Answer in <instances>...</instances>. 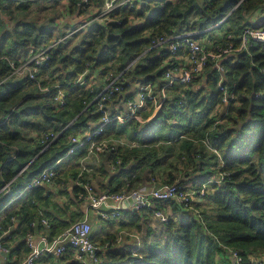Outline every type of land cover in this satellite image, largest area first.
<instances>
[{"label":"trees","instance_id":"1","mask_svg":"<svg viewBox=\"0 0 264 264\" xmlns=\"http://www.w3.org/2000/svg\"><path fill=\"white\" fill-rule=\"evenodd\" d=\"M139 3L110 13L111 20L98 26L101 43L83 40L68 48L61 40L52 49L51 59L38 76L44 84L59 82L65 87L67 103L59 107L52 104L56 87L52 86L51 92L44 94L27 77L7 78L11 72L10 61H20L17 56L23 50L58 38L53 37L49 28H37L33 22L25 23L14 36H3L0 43V209L6 205L12 209L14 204L8 203L23 192L16 200L21 205L19 211L28 214L27 197L38 186L28 188L27 184L43 169L53 167L58 171L60 162L57 161L68 153L71 136L100 124L103 111L95 97L103 86L87 89L73 83L87 64L103 74L112 71L111 78L120 74L117 80L123 84V91L138 82L162 84L164 73L171 69L170 65L163 64V59L170 53L159 50L152 43L153 38L198 31L194 36L199 39L220 25L230 24L218 41L225 44L231 39L237 46L243 27L253 26L249 16L264 6V0H140ZM22 4L26 7L30 3L23 1ZM70 8L85 12L76 0H71ZM114 63L119 65L113 68ZM223 63L228 90L235 97L229 102L224 121L215 127L212 110L221 101L222 93L212 63L204 69L205 83L195 87L192 83L201 78L197 75L188 85L169 86L162 107L154 115L149 117L151 111L142 112L144 118H149L144 126H139L140 121L135 118L123 124L113 119L104 125L98 138L112 133L122 135L131 127L128 140L148 145L176 139L200 123L203 142L214 154V163L217 154L207 142L220 151L224 168L232 171L224 182L214 181L215 190L205 191L203 195L213 209L209 219L203 215L206 226L189 213L188 219L179 221L168 214V220L162 221L161 237L150 240L137 253L124 248L100 251L99 255H104L109 264H218L226 258L233 264L220 243L238 248L245 264H252L251 257L255 260L263 257L254 255L256 249L264 251V43L253 42L249 52H231ZM45 75L48 81L44 80ZM54 79L57 81L52 82ZM32 85L34 91L30 90ZM131 96V93L127 95ZM122 97L121 93H115L104 108L108 109L111 101ZM197 116L204 121L198 122ZM91 122L98 123L93 126ZM47 132L57 135L49 144L40 140ZM188 150L190 157L186 163L190 164L198 153L194 142L189 143ZM168 205L158 203L156 207ZM13 212L6 214L4 222ZM132 212L136 216V211ZM63 226L58 232L51 223L50 233L58 235L69 227L68 223ZM71 264L81 263L71 261Z\"/></svg>","mask_w":264,"mask_h":264},{"label":"built area","instance_id":"2","mask_svg":"<svg viewBox=\"0 0 264 264\" xmlns=\"http://www.w3.org/2000/svg\"><path fill=\"white\" fill-rule=\"evenodd\" d=\"M22 1V0H14ZM140 0H101L98 8V13L104 18H108L110 13L117 8L130 6H138ZM92 0H76L77 6L87 9ZM264 12V6L262 7ZM1 19V15H0ZM76 30V29H75ZM73 30L72 32H74ZM198 31L184 32L168 37L160 36L152 39V43L160 45L167 43L168 53L171 56L177 55L180 51H186L188 54V64L183 67L181 72L177 75L172 69L164 73V82L162 84L157 82L136 83V89L133 91L131 97L125 99L124 104L115 112H109L104 108L105 102L109 100L115 93L124 94L123 84L117 80V75L111 78L112 71L107 70V83L98 92L95 98L99 99V109L103 111L101 122L97 127L91 129H84L72 135L71 146L68 148V153H73L82 146H87L90 153L104 152L108 150H115L116 144L114 142L125 143L123 140H115L110 142L107 137L98 138L103 133L104 125L117 119L119 123H126L135 118L140 120L139 113L141 111H151V117L154 115L163 104L166 98V90L169 86L188 85L193 79L200 75L205 67L213 64V69L218 73L217 86L221 91V101L214 106L212 116L214 118V127L224 121V116L227 114L229 102L234 99V92L228 90L226 82V69L223 63L224 58L231 52L241 53L249 52L253 42L264 43V23L259 26H244L240 35L238 45H234V41L230 39L228 43H221L219 41H212L207 45L194 36ZM63 39H55L54 41L41 42L29 48L28 56L20 61L11 60V72L7 78H24L27 77L37 83L42 93L47 94L51 92V88L56 87V93L52 98L54 107H59L67 103L65 87L59 82L54 85L44 84L42 78L38 76L40 69L46 65L51 59V51ZM99 72L95 68H91L87 64L86 68L73 80L74 84H79L84 88L91 89L92 84L89 80V74L92 72ZM149 119V118H148ZM57 135L54 132L45 133L40 139L43 143L52 142ZM207 141V140H206ZM130 145H135V142H130ZM208 147L217 154V162L215 164L216 178L215 182L222 183L229 177L232 171L224 168V160L218 149L207 142ZM58 171L51 167L43 169L27 184L28 188L41 186L46 183H52L56 180ZM81 176V174H79ZM84 189L85 199L91 208H99L105 205V210L101 212L103 218H108L113 214H117L121 208L129 207L131 211L151 210L153 214L161 221L168 220V213L164 208H157L158 203L178 205L181 209L191 212L201 223L206 226L204 216L199 209L197 203L198 199L205 194L204 187L188 188L178 182L163 181L158 183L156 175L151 176L146 182L137 187H129L122 191H113L108 188L102 192H97L93 184L89 180L78 181ZM66 187V184H65ZM39 221L50 227V220L47 217H42ZM35 221H31L30 228L26 234L27 245L30 252L18 264H36L38 258L46 254H52L57 257L70 255L72 261L81 264H100L101 256L99 255V248L95 244L92 237V225L87 217L80 218L74 221L62 233L50 237L48 234H43L42 239L45 241L44 245L38 247L34 242V234L32 227ZM224 251L232 257L233 264H245L241 251L233 246L220 243ZM11 249L3 239L0 233V259L2 256L8 255ZM252 264H258L260 260L264 261V257L260 260H255L251 257Z\"/></svg>","mask_w":264,"mask_h":264},{"label":"crops","instance_id":"3","mask_svg":"<svg viewBox=\"0 0 264 264\" xmlns=\"http://www.w3.org/2000/svg\"><path fill=\"white\" fill-rule=\"evenodd\" d=\"M18 2L20 1L0 0V28L2 27L0 30V43L5 35V31L9 30L8 25H5L8 17H10L7 5ZM26 2L30 4L34 3L30 0H26ZM70 2L71 0H61V3L66 7V13L63 15V24L61 28L64 27L65 23L67 24L66 27H69L73 22L76 23L77 21L85 20L89 17L87 10H90L91 13L97 10L101 4V0H92L88 9L84 13H80L78 10H71ZM249 18L253 26L262 25L264 23L263 9L253 12ZM90 20L91 19L88 21ZM30 22H32L31 19H26L23 26L25 23ZM226 27L227 25H220L206 32L199 40L210 45L212 41H218L222 38L227 31ZM15 30L17 31L18 29ZM19 30H22L21 26ZM12 35L14 36L16 34L13 33ZM167 45V43L158 45L159 50H167L168 52ZM28 53L29 49L23 50L17 57H19V60H22L28 56ZM163 64L170 65L174 73L178 75L183 67L188 64V54L186 51H180L175 56L169 54V56L163 59ZM99 73L100 72L94 71L88 76L92 88L104 87L107 83L109 72L105 71V76L103 78L102 76L104 74ZM200 76L203 83H205L207 73L203 70ZM135 89L136 83L122 94L123 97L121 99L119 98L111 101L110 105H108V110L109 106L111 110H118L124 104V96L126 95L127 97L129 93L133 94ZM111 110H109V112H114ZM142 112L147 111H141L139 113L140 120H137L140 122L147 121L148 118H144ZM97 123L98 122H91V125L94 126ZM106 136L110 139V142L120 139L125 141V143L114 142L116 144V149L113 151L108 150L90 153L88 147L85 145L76 150L72 155L66 154L57 161V163L60 162V169H58L56 180L52 183L38 186L35 189V193L27 197V205L30 207L28 214L25 215V211H19L21 205L18 203V200H16L23 192L19 193L11 203H8V205L14 204L12 209H7V205L0 209V223H2V225H0V233L3 235L5 243L9 245L11 249L8 255L1 257L0 264H18L30 252V248L26 241V234L31 219L35 221L32 232L34 234L33 240L36 246L41 247L44 245L45 241L42 239L43 234L46 233L50 237H52V235H57L51 234V228L43 225L39 221L42 217L49 218L50 225L52 223L55 230L58 231L60 227H64V223H68V226H70L74 221L86 216L92 225V237L94 242L97 245L96 240H98L99 243L97 246L102 253L119 248L132 250L133 253H137L138 249L146 244L143 242V237H145V240L152 239V234L150 232H152V230L157 231V229H151V227L148 228V226L153 225L155 228L158 227L152 222V216L155 217V215L152 214L151 211H136V216H133V212L130 208L124 207L121 208L117 214H113L108 218H103L101 212L105 210V205L96 209L91 208L88 205V201L85 199L84 189L78 181L89 180L97 192H102L108 188L113 191H122L129 187H137L146 182L153 175L157 176L158 183L163 181L178 182L190 189L204 187L206 193L216 188H214L213 185L209 187L207 184L213 179L207 174L208 168L213 170L215 161L212 163L214 154L208 150L204 144L203 137L194 139L196 142H201L194 144V149L198 153H196L194 160L190 164H185V161L182 159L179 162L173 160V152H170L166 158H163V155L157 156L160 154L159 149L163 152V149L160 147L162 143L164 147L169 146L170 150L173 151L172 149H174V147L172 140L159 141L147 145L140 144L135 140H126L124 138L128 137L124 135H115L112 133ZM130 142H135V145H130ZM202 144L204 147L203 150L200 151L203 146ZM157 151L158 153H156ZM79 174H81V176H79ZM200 199L202 198L198 200ZM31 210H35L37 213ZM12 211H14L13 214L9 217L7 222H4L6 214ZM148 217L150 218L148 219ZM25 219H28V221L26 222ZM147 220L151 221V223H149L150 225L146 224ZM159 220L158 218V221ZM96 225H98V227ZM50 256L54 255L46 254L41 256L37 259L36 264H51ZM54 257L57 262L60 260L59 258H61L57 256ZM229 257L232 259L230 255ZM62 258L63 260L60 261V264H71L72 260L68 253L62 256ZM225 260V264H227V261H230L229 258Z\"/></svg>","mask_w":264,"mask_h":264},{"label":"rangeland","instance_id":"4","mask_svg":"<svg viewBox=\"0 0 264 264\" xmlns=\"http://www.w3.org/2000/svg\"><path fill=\"white\" fill-rule=\"evenodd\" d=\"M26 1V0H23ZM23 1H20L18 3H12L11 5H7V9L8 14H10V17H8L7 22L5 23V25H8L9 27V32L5 31V34L10 35V34H17L19 30V27L21 26L22 28L23 23L25 22L26 19H31L33 23H36L37 28H41L44 27V29L48 30V28L50 29V31H52L53 33V37L54 38H61L63 39V43L68 47H72L75 45H78L79 43H81V41L83 40H92L94 41L96 44H99L102 42V40L99 39L98 34L100 33V30L98 28L99 25H103L105 23V21L107 20H111V16H109L108 18H104L103 16L99 15V11L94 10L90 13V10L85 9V11L87 10V13L89 14V17L86 18L85 20L83 19L82 21H77L76 23L73 22L69 27H66L67 24H64V27L61 28V25L63 24V15L66 13V7L61 3V0H30L31 2H34L33 4H29L28 7H24V5L22 4ZM98 1V0H97ZM86 13V14H87ZM21 15V16H20ZM21 17V18H19ZM89 19H91L90 21H88ZM88 21V22H87ZM4 24V22H3ZM227 25V29L229 27L228 24ZM2 28V27H1ZM0 28V30H1ZM15 29H18L17 31ZM76 29V30H75ZM73 30H75L74 32H72ZM13 32V33H12ZM117 63H114L112 65L113 68L117 67ZM100 74V73H99ZM105 76V74L102 76V78ZM201 77V76H200ZM45 81H48L47 76H43ZM57 81V79H54L52 82ZM203 83L201 78L196 79L192 84H195V87H197L196 85ZM192 86L191 84L189 85V87ZM31 91H34V85L31 86L30 88ZM41 92V91H39ZM33 94H36L34 92H32ZM42 93V92H41ZM119 99V98H118ZM109 110H111L110 106H109ZM210 116V114L208 115ZM197 121H204V118L198 117L197 116ZM208 119V117L206 116V120ZM147 122V121H144ZM144 122H140L139 126H144L145 123ZM231 125V124H230ZM202 124H198L197 126H195L194 128H191L190 130L187 129L186 132L183 133V136L180 135V137L176 138V139H171L172 140V144L174 149H172L173 151L170 150L169 146L168 147H164V144H160V147L163 149V152H161L160 150V154L157 156H162L163 158L168 157L170 152H173V160L179 162L181 159L186 162L188 161V157H190L189 155V143L190 142H194L195 143H201V142H196L194 139H196L197 137H203L201 133H199L201 131L202 128ZM229 127V126H228ZM27 130H31L30 128ZM131 130V127L129 128V131ZM182 129H177L175 131H179ZM129 131H126L125 133H123L122 135L128 137V138H124V139H130L129 138ZM175 131H170V132H175ZM121 138V137H120ZM165 139H167V137H165ZM174 141V142H173ZM172 146V145H171ZM170 146V147H171ZM158 153V151L156 152ZM216 159H214L212 161V163L215 161ZM216 163H214L215 165ZM207 174H209L212 178H216L217 174L216 171L213 169H209L207 171ZM214 183V180H210L207 184L209 187H211ZM199 209L202 211L203 215H205L206 219H209L211 216V211L213 210L211 208V206L209 205V201L207 199V196L202 197V199L198 200L197 203ZM164 210L166 211V213L170 214L171 217L177 221L179 220H183V219H188L191 215V212L189 211H183L181 208H177L176 205L174 204H170L166 207H164ZM190 215H189V214ZM150 215V214H148ZM150 217H148L149 219ZM157 217L152 216V222L158 227L155 228V226H148V228L151 227V229H157V231L152 230V232H150L152 234L151 238L154 239L155 237H157L158 235H160L159 237H161V233H162V229L164 227V225L162 224L163 222L161 220L158 221ZM205 219V221H206ZM149 223H151V221L147 220V225H150ZM98 227V225H96ZM97 230V229H96ZM95 230V231H96ZM95 233V232H94ZM144 239V243H149V239L145 240V237H143ZM151 239V240H152ZM96 240V238H95ZM97 241V245H98V240ZM147 241V242H146ZM238 247V246H237ZM240 248V247H239ZM254 256H263L264 257V251L262 249H256L255 250V255ZM60 260L57 262L55 261L54 256H50V261L51 264H60V261L63 260V258H59ZM110 262L106 259V257H104V255L101 256V263L100 264H109ZM225 264L226 260L223 259L221 261H219L218 264ZM227 264H230L229 261H227Z\"/></svg>","mask_w":264,"mask_h":264},{"label":"water","instance_id":"5","mask_svg":"<svg viewBox=\"0 0 264 264\" xmlns=\"http://www.w3.org/2000/svg\"><path fill=\"white\" fill-rule=\"evenodd\" d=\"M131 64V63H130Z\"/></svg>","mask_w":264,"mask_h":264}]
</instances>
